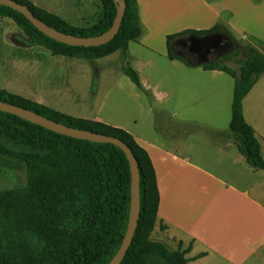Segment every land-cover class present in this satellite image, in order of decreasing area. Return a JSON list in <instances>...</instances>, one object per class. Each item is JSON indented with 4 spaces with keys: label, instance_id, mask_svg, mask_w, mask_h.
I'll return each instance as SVG.
<instances>
[{
    "label": "trees",
    "instance_id": "16d2710c",
    "mask_svg": "<svg viewBox=\"0 0 264 264\" xmlns=\"http://www.w3.org/2000/svg\"><path fill=\"white\" fill-rule=\"evenodd\" d=\"M26 5L49 27L77 38H94L114 25L118 5L101 0L103 14L90 25H75L32 0H15ZM126 9L119 31L108 43L94 47L72 46L39 30L23 13L0 4V16L12 19L34 43L54 54L95 59L118 49L127 50L142 34L138 0H125ZM224 33L237 38L220 25L207 30L188 29L168 37V56L187 66L221 70L235 80L231 108L230 136L254 169L264 171V157L255 129L246 121L243 101L264 74V53L251 46L247 56L234 69L219 61L194 65L174 52L171 40L185 34L204 37ZM240 53L234 50L225 59ZM124 74L148 93L138 72L125 66ZM0 101L27 109L62 125L114 136L133 151L139 165L141 211L138 227L121 264H188L192 244L180 241L173 250L153 240L160 193L157 175L148 151L123 128L74 117L44 104L0 89ZM26 164L27 185L0 187V264H108L119 252L130 222L132 173L126 153L118 145L95 142L55 132L0 110V173L3 167ZM162 231L167 226L161 224Z\"/></svg>",
    "mask_w": 264,
    "mask_h": 264
},
{
    "label": "rangeland",
    "instance_id": "374dc122",
    "mask_svg": "<svg viewBox=\"0 0 264 264\" xmlns=\"http://www.w3.org/2000/svg\"><path fill=\"white\" fill-rule=\"evenodd\" d=\"M32 1L57 11L77 25L93 24L103 14L101 0ZM139 1L142 3L144 0ZM194 1L199 5L198 12H186L181 16L156 15L151 18L148 27L139 6L142 34L138 42L142 45L131 42L129 52L132 59L139 62L135 65L142 83L146 88L159 92V101L151 99L149 92L138 89L124 73L117 70L116 63L109 71L101 67L105 64L103 59L85 61L52 55L43 47H39V94L57 106L68 109L70 102L74 104V94L79 91L85 103L76 107L88 112L95 108L97 115L104 117L110 125H124L130 129V133H137L141 139L159 145L166 141L170 133H186L187 136H201L204 139L230 133L234 79L227 73L211 78L201 67H190L182 62L171 64L166 57L168 37L188 29L207 30L220 25L237 40L232 41L224 33L204 37L188 34L180 42H175L174 50L194 64L219 61L238 69V61L247 56L251 46L256 45L264 52V0ZM0 40L3 41L2 38ZM199 46L204 48L201 56L197 54L198 51L191 50ZM236 49L240 53L226 60L225 56ZM148 60L152 63L144 64ZM130 63L132 61L125 66L134 67ZM181 71L198 73V80L185 78L180 75ZM171 73L172 77L169 76ZM192 81L198 82L196 92L195 88H187V83ZM244 105L247 121L264 145V74L245 99ZM186 118H193L199 123L185 126L183 120ZM14 162L16 166L1 169L0 187L3 190L27 185L26 164L19 160ZM156 234L152 236L153 240H156Z\"/></svg>",
    "mask_w": 264,
    "mask_h": 264
},
{
    "label": "crops",
    "instance_id": "0c3cea01",
    "mask_svg": "<svg viewBox=\"0 0 264 264\" xmlns=\"http://www.w3.org/2000/svg\"><path fill=\"white\" fill-rule=\"evenodd\" d=\"M138 6L142 7L147 27L152 22L151 18L156 15L181 16L186 12L196 13L199 10V5L194 0H144L142 3L138 0ZM10 20L12 19L0 16V38L4 41L0 40V89L74 117L110 124L104 117L97 115L95 108L88 112L76 107L85 103L79 91L74 94V104L70 102L68 109L57 106L39 94V47H45L34 44L24 31L12 20L18 27L14 26ZM186 36L188 34L177 36L172 40L173 50L175 42H180ZM254 47L263 52L258 46ZM129 49L130 46L126 51L121 48L102 58L83 60L103 59L105 64L101 67L105 70L110 68L113 70L112 64L116 63L117 70L122 73L125 64L132 61L130 64L134 67L127 66L132 67L139 74L135 65L139 62L132 59ZM47 50L52 55H60ZM191 50L197 52V48ZM202 53L201 49L199 53L197 52L200 56ZM166 57L173 65L184 63L179 59H171L168 50ZM149 63L152 61L144 62V64ZM204 72L211 78L225 73L221 70H204ZM180 73L192 80H198L199 77L196 72L181 71ZM172 75L171 73L169 76ZM192 82L187 83V88H195L196 92L198 82ZM145 89L151 99L159 101V92L146 87ZM244 101L243 111L247 121ZM186 107L191 108V106ZM198 123L199 121L193 118L183 120L185 126L198 125ZM111 125L128 132L130 130L121 124ZM131 134L148 151L157 175L160 203L151 238L157 233L156 240L167 243L173 250L178 248L180 241L184 248L192 244V250L187 254L188 264H264V171L254 169L246 162L230 133L224 136H212L209 139L187 136L186 133H170L162 145L147 142L137 133ZM259 142L264 157V145L260 139ZM204 144L208 147L205 148ZM161 224L166 225L167 229L162 231Z\"/></svg>",
    "mask_w": 264,
    "mask_h": 264
},
{
    "label": "water",
    "instance_id": "95a60500",
    "mask_svg": "<svg viewBox=\"0 0 264 264\" xmlns=\"http://www.w3.org/2000/svg\"><path fill=\"white\" fill-rule=\"evenodd\" d=\"M118 5L117 8V17L113 27L105 34L94 37V38H77L70 35H66L61 33L47 24H45L42 20L37 18L31 10L24 4H21L15 0H0V4L9 6L14 10H17L23 13L39 30L46 33L50 37L60 41L62 43L72 45V46H84V47H94L100 46L111 41L117 32L120 29L125 9L126 2L125 0H114ZM0 110L10 112L17 116H20L23 119L31 121L35 124L41 125L45 128L51 129L55 132L66 134L79 139H87L95 142H109L118 145L123 151L126 153L131 167L132 173V208H131V217L129 222V227L124 239V242L117 253V255L108 263V264H121L124 260L128 249L133 242V238L135 236L138 222L140 218L141 211V191H140V174H139V165L138 161L132 151V149L120 138L109 136L105 134L95 133L91 131L76 129L72 127H68L47 119L41 115H38L34 112H31L27 109L21 108L19 106L9 104L7 102L0 101Z\"/></svg>",
    "mask_w": 264,
    "mask_h": 264
},
{
    "label": "flooded vegetation",
    "instance_id": "af4514ba",
    "mask_svg": "<svg viewBox=\"0 0 264 264\" xmlns=\"http://www.w3.org/2000/svg\"><path fill=\"white\" fill-rule=\"evenodd\" d=\"M202 50V52L204 51V48H201V46L197 47V51L199 52V50Z\"/></svg>",
    "mask_w": 264,
    "mask_h": 264
}]
</instances>
